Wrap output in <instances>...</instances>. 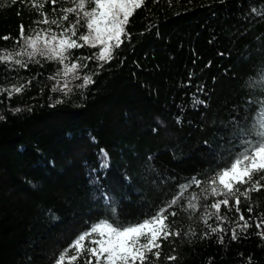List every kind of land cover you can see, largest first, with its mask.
Masks as SVG:
<instances>
[{
    "label": "trees",
    "instance_id": "1",
    "mask_svg": "<svg viewBox=\"0 0 264 264\" xmlns=\"http://www.w3.org/2000/svg\"><path fill=\"white\" fill-rule=\"evenodd\" d=\"M31 4L0 0V49L15 47L21 24L25 34L35 27L41 17ZM52 8L48 0L43 11ZM253 8H264V0H145L127 25L130 40L102 68L84 59L98 49L72 50V59L87 65L77 74L92 73L95 83L68 96L51 91L63 81L48 79L60 70L56 62L21 70L0 64V89L24 85L11 97L0 92V264H55L85 221L110 215L94 198L101 188L120 220L134 221L216 167L220 153L235 146L237 126L251 125L256 107L248 101L262 98L256 84L264 69V16ZM194 95L205 103L194 104ZM92 169L99 185L89 182ZM250 196L241 198V211L252 226L238 229L235 240L228 224L201 238L207 229L200 213L184 210L181 200L168 221L180 235L161 241L159 264H264V225L255 226L264 218V188Z\"/></svg>",
    "mask_w": 264,
    "mask_h": 264
},
{
    "label": "snow or ice",
    "instance_id": "2",
    "mask_svg": "<svg viewBox=\"0 0 264 264\" xmlns=\"http://www.w3.org/2000/svg\"><path fill=\"white\" fill-rule=\"evenodd\" d=\"M47 2L48 0H39L37 3V0H32L31 7L37 9L41 18L33 21L35 27H29L27 34L24 25H20L19 38L14 41L15 47L0 49V64L21 70L26 69L29 64H40L41 60L56 62L61 66L60 70L48 79H56L62 75L63 81L56 79L51 91L59 90L64 96H68L74 88L84 90L95 83L92 73L82 77L77 74L79 69L87 65L80 64V57L73 60L72 50L85 46L98 49L93 57L84 59L94 58L99 62L98 69L102 68L115 58V51L125 39L130 40L127 25L145 0H51V14L43 11ZM252 11L264 16V8L259 11L253 8ZM2 39L7 41L10 37L4 36ZM81 79L82 83L73 84ZM258 79L260 82L256 87L262 98L248 101L256 107L251 125L248 128L237 126L232 136L235 146L226 153H220L215 168L202 177L192 176L187 182L178 185L177 194L170 200L150 208L148 213L134 221L120 220L112 198L101 188L102 195L95 196L94 193V198L103 199L104 205L111 210L110 215H102L95 221H85L88 227L60 252L55 264H77L81 259L83 264H159L161 241L180 235L179 229L173 230L168 221L169 216L177 215L176 211L169 212V209L180 204L181 200L184 201L181 205L184 210H190L192 215L200 213L199 220L207 229L201 234V238L225 232V225L228 224L232 225V239L235 240L238 229L245 231L251 227L241 211V198L250 200L252 192L264 188V69ZM28 84H31V80ZM23 89V84L13 85L11 89H0V92L8 91L11 97L13 93H21ZM193 102L205 103L195 95ZM55 103H63V100L58 99ZM19 111V108L14 110ZM177 123H181L180 117H177ZM101 156L100 169H106L109 166L108 155L101 150ZM96 172V169L90 170V184L99 185ZM193 187L199 192L189 191ZM247 211L252 212L251 204ZM189 218H192L191 215ZM210 220H214L215 226L209 223ZM262 225L264 218L258 219L255 226L260 230ZM190 234L195 236L197 233L195 229H190ZM258 234L264 238V231ZM220 243H223L222 235ZM168 259L175 260L176 256Z\"/></svg>",
    "mask_w": 264,
    "mask_h": 264
}]
</instances>
